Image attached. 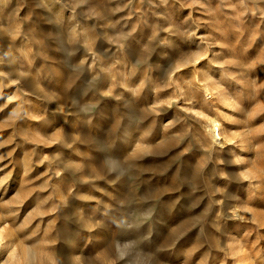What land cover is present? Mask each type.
Returning <instances> with one entry per match:
<instances>
[{
  "label": "rangeland",
  "instance_id": "rangeland-1",
  "mask_svg": "<svg viewBox=\"0 0 264 264\" xmlns=\"http://www.w3.org/2000/svg\"><path fill=\"white\" fill-rule=\"evenodd\" d=\"M0 264H264V0H0Z\"/></svg>",
  "mask_w": 264,
  "mask_h": 264
},
{
  "label": "bare ground",
  "instance_id": "bare-ground-1",
  "mask_svg": "<svg viewBox=\"0 0 264 264\" xmlns=\"http://www.w3.org/2000/svg\"><path fill=\"white\" fill-rule=\"evenodd\" d=\"M202 85V84H201ZM204 86V85H203ZM202 86V87H203ZM204 91L206 92V94L208 93V89L205 87H203ZM218 94V93H217ZM210 97V96H209ZM222 97V95H221ZM226 98V97H225ZM227 100V99H226ZM219 122V121H218ZM216 121V119H210L208 121L209 125H210V129H209V133H210V136L213 137V138H216L219 136V123Z\"/></svg>",
  "mask_w": 264,
  "mask_h": 264
}]
</instances>
